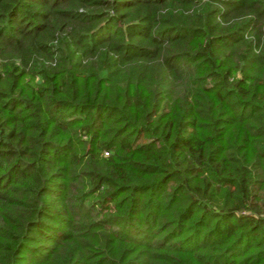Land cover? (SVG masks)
<instances>
[{
  "label": "trees",
  "instance_id": "obj_1",
  "mask_svg": "<svg viewBox=\"0 0 264 264\" xmlns=\"http://www.w3.org/2000/svg\"><path fill=\"white\" fill-rule=\"evenodd\" d=\"M0 264H264V0H0Z\"/></svg>",
  "mask_w": 264,
  "mask_h": 264
}]
</instances>
